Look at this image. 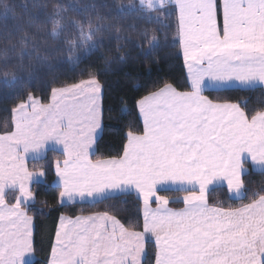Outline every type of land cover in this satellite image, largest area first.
Segmentation results:
<instances>
[{"label": "snow or ice", "instance_id": "1", "mask_svg": "<svg viewBox=\"0 0 264 264\" xmlns=\"http://www.w3.org/2000/svg\"><path fill=\"white\" fill-rule=\"evenodd\" d=\"M69 7L84 13V19L70 20L63 5L56 4L44 20L30 15L14 26L12 31L22 34L18 43L38 51L30 29L50 23L53 40L76 29L77 39L67 41L70 51L79 47L91 53L98 47L93 37L101 30L102 9L112 7L118 16L125 7L139 10L141 18L153 22L160 16L152 13L167 19V10L175 8L187 83H163L140 98L142 130L129 124L122 154L109 158L91 155L102 127L96 74L51 88L48 103L31 93L19 100L11 119L0 122V264H24L33 251L28 205L36 194L31 184L46 178L47 169L41 164L30 170L28 159L49 145L60 146L63 156L53 162L61 203L103 201L132 191L142 203V225L109 211L61 216L49 264H148L150 241L154 264H264V186L249 189L242 178L246 162L264 173V105L248 110L239 101L205 94L236 85L264 90V0H138L127 6ZM105 28L122 33L118 23ZM11 36L5 33L6 39ZM157 39L153 35L149 44ZM15 48L0 49L3 76L13 82L18 77L8 54ZM27 70L36 69L30 65ZM218 183L241 200L239 206L209 203V187ZM173 186L183 195L170 193ZM170 203L184 206L171 208Z\"/></svg>", "mask_w": 264, "mask_h": 264}, {"label": "trees", "instance_id": "2", "mask_svg": "<svg viewBox=\"0 0 264 264\" xmlns=\"http://www.w3.org/2000/svg\"><path fill=\"white\" fill-rule=\"evenodd\" d=\"M36 3L47 5V8H34L33 5ZM90 3H107L110 6L136 4L135 0H0V49L10 47L12 44L16 45L15 51H10L8 55L9 65L18 77L15 82L11 79L5 80L3 58L0 57V122L5 119L10 120L11 108L19 100L26 99L29 93L48 103L51 88L87 80L90 75L96 74L102 87V131L92 158L98 159L122 154L129 124H134L142 130L137 114V102L140 98L163 83L184 87L187 80L178 48L173 8L167 10V19L158 12L151 14L152 17L160 16V20L157 21L158 27L154 31L151 28L152 23L146 22V18H141L143 13L138 10L130 11L125 7L123 14L118 16L112 7L102 9L100 14L104 19L98 22L101 30L93 37L98 47L91 53H86L79 47L74 53L70 51L67 41L77 39L76 29H68L58 39L53 40L49 36L50 23L40 27L34 24L30 31L38 41V51L30 46L25 49L18 43L22 34L12 31L15 25L23 23L30 15L34 19L38 17L39 20H44V13H51L56 4L63 5L70 20L82 21L85 14L73 10L69 5L82 9L84 5ZM130 13L136 14L137 21L135 17L129 15ZM132 18L135 20L132 23L134 28L130 26ZM117 23L122 33L118 34L114 30L108 31L105 28V25ZM167 23L171 26L166 27ZM25 28L27 30L28 26L25 25ZM134 29L142 33L139 32L138 36L133 33L134 35L130 36L128 31ZM145 31L146 36L143 35ZM6 32H12L10 40L5 38ZM117 35L123 38L117 40ZM153 35L158 39L150 45L149 40ZM24 51L31 55H24ZM45 54L48 56L46 61L37 59L38 56L42 57ZM126 55L127 58H124ZM30 65L35 66L36 70L28 71ZM205 94L212 98L239 101L242 105H246L248 110L264 105V92L261 88L205 92ZM56 159L62 160V156L49 151L44 158L28 162L30 170L34 166L38 168L41 164H45L47 169L44 182L31 187L36 194L34 203L28 206V215L33 217L34 222V261L31 264H47L61 216L73 218L109 211L124 222L137 221L142 225L141 203L133 195L111 197L95 204L60 206L58 199L60 190L54 185L53 162ZM245 167L247 172L243 180L247 188L258 190L264 186V173H255L247 165ZM207 195L210 204L222 203L226 207H235L241 203V200H231L223 188L210 190ZM9 199L11 200L12 197L10 196ZM171 207L181 208L182 205L175 204ZM148 248V264H154L153 245L149 243Z\"/></svg>", "mask_w": 264, "mask_h": 264}, {"label": "crops", "instance_id": "3", "mask_svg": "<svg viewBox=\"0 0 264 264\" xmlns=\"http://www.w3.org/2000/svg\"><path fill=\"white\" fill-rule=\"evenodd\" d=\"M173 9H174L175 20H176V25H177V14H176V10H175V8H173ZM221 24H222V21H221ZM177 41H178V40H177ZM178 48H179V53H180V55H181V57H182L183 66H184V71H185V76H187V68H186V66H185V64H184V60H183V56H182V49H181L179 43H178ZM255 88H261V86H260V85H256V86H254V87H252V88H240L238 85H236V86H234L233 88H231V89H227V90H234V89L249 90V89H255ZM218 91H226V90H209V91H207V92H218ZM263 92H264V90H263ZM50 97H51V94H50ZM50 97H49V101H48V102H50ZM101 107H102V92H101ZM137 114H138V118H139V121H140V123H141V126H142V128H143V122H142V117H141V115H140V113H139V106H138V103H137ZM101 131H102V127L97 131V134H96V140H95V143H94V145H93V149H92V153H91L92 156H93V154H94V152H95V146H96V143H97V141H98V139H99V137H100V135H101ZM49 151L56 152V153H58L59 155L62 156V152H61L60 146L49 145L45 153H44V152H40V153H38V154H37V153L30 154L29 159H28V162H30V161H37V160H40V159L44 158L45 155H46V153L49 152ZM62 159H63V156H62ZM245 165H247V166L251 169V171H253V172H255V173H262V172H261V169H260L258 166H253L250 162H246ZM53 171H54V176H55V179H54V185H55L57 188H59V190H60L59 180H58L57 176L55 175L54 167H53ZM246 172H247V168L245 167V172H244L243 176L245 175ZM242 178H243V177H242ZM44 179H45V178H43V179H39V182H38V183L34 180L33 183L31 184V187H32V185H34V184H40V183H43V182H44ZM216 188H223V189H225V190L227 191L226 185H225L224 183H218V184H213V185H211V186L209 187V191H210V190H213V189H216ZM169 192L172 193V194H176V192H175V186H173V187L169 190ZM162 193H163V192H162ZM177 194H180V196L183 195L182 192H181V193H177ZM227 194H228V196H229V198H230L231 200H239V199H236L235 196L230 195V194L228 193V191H227ZM123 195H133V196H135V197L139 200L138 194H137L135 191H132V192H130V193H126V194H123ZM116 196H121V194H115V195L112 196V197H116ZM109 198H111V197H109ZM107 199H108V198H107ZM34 201H35V199H34L33 201H31V202L29 203L28 206H31V205L34 203ZM98 202H101V201H98V200H97V201H94V200H92L91 198H87V199H85L84 201H80L79 198H77L75 201H67V200L65 199V200L63 201V203H61V201L59 200V205H60V206H69V205H75V204H95V203H98ZM139 202L141 203L140 200H139ZM175 204H181L182 207L184 206L182 203H170L169 207H171V205H175ZM154 206H155V205H153V207H154ZM182 207H181V208H182ZM171 208H174V207H171ZM141 214H142V203H141ZM73 218H75V217H73ZM59 223H60V219H59V222H58V227H59ZM58 227H57V229H58ZM33 236H34V222L32 223V244H33ZM149 243L152 244L151 241H150ZM54 244H55V241H54ZM54 244H53V246H54ZM50 256H51V252H50V255H49V257H48L47 264H49ZM33 261H34V254H33V251H32L31 253H29V254H27V255L25 256V258H24V264H31V263H33Z\"/></svg>", "mask_w": 264, "mask_h": 264}, {"label": "rangeland", "instance_id": "4", "mask_svg": "<svg viewBox=\"0 0 264 264\" xmlns=\"http://www.w3.org/2000/svg\"><path fill=\"white\" fill-rule=\"evenodd\" d=\"M135 3L137 4L138 3V0H135ZM138 12H140L139 10H138ZM130 16H132L133 18L135 17V20L137 21V16H135L136 14H134V13H130L129 14ZM143 16H144V14H143ZM131 19L130 20V26H132L133 27V22H135V20L134 19ZM146 19H151L150 17H147ZM152 23V26H151V28L153 29V31L154 30H156V27H158V22L157 21H153V22H151ZM134 28V27H133ZM129 29H132V28H129ZM129 32V34H130V36L132 35H134L133 33H135L136 34V36H138L139 35V32H140V34L142 33V31H139V30H137V29H134V30H129L128 31ZM128 32L125 34L126 35V37H127V34H128ZM124 58H127V55L124 57Z\"/></svg>", "mask_w": 264, "mask_h": 264}]
</instances>
